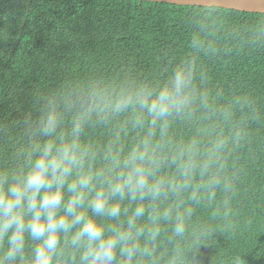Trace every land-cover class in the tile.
<instances>
[{"label": "clouds", "instance_id": "clouds-1", "mask_svg": "<svg viewBox=\"0 0 264 264\" xmlns=\"http://www.w3.org/2000/svg\"><path fill=\"white\" fill-rule=\"evenodd\" d=\"M182 2L208 11L189 14L187 53L154 81L92 77L21 114L0 167V264H202L201 246L235 232L241 156L264 112L209 87L217 8Z\"/></svg>", "mask_w": 264, "mask_h": 264}, {"label": "trees", "instance_id": "trees-1", "mask_svg": "<svg viewBox=\"0 0 264 264\" xmlns=\"http://www.w3.org/2000/svg\"><path fill=\"white\" fill-rule=\"evenodd\" d=\"M195 10L208 11L138 0H0V125L10 129L0 139V167L10 164L15 126L37 94L92 77L154 81L187 53ZM215 15L208 23L218 51L202 58L209 87L226 99L249 95L264 112V15L221 8ZM240 162L236 230L201 246L202 264H229L237 254L264 264V120L250 126Z\"/></svg>", "mask_w": 264, "mask_h": 264}, {"label": "water", "instance_id": "water-1", "mask_svg": "<svg viewBox=\"0 0 264 264\" xmlns=\"http://www.w3.org/2000/svg\"><path fill=\"white\" fill-rule=\"evenodd\" d=\"M138 1L153 2L159 4H171L176 6L203 7L200 4L186 3V2H182V0H138ZM207 3L216 6V8H221L225 10H234L237 12L264 15V0H207Z\"/></svg>", "mask_w": 264, "mask_h": 264}]
</instances>
